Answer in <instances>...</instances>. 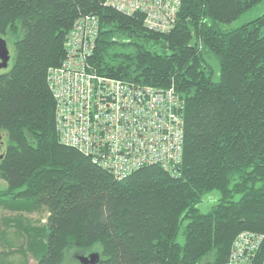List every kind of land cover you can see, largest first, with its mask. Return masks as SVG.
Instances as JSON below:
<instances>
[{
    "label": "trees",
    "instance_id": "1",
    "mask_svg": "<svg viewBox=\"0 0 264 264\" xmlns=\"http://www.w3.org/2000/svg\"><path fill=\"white\" fill-rule=\"evenodd\" d=\"M263 1L180 0L162 33L106 0H0V37L15 51L0 73V206L47 209L42 226L14 221L32 264H63L68 249L96 246L94 264H226L241 232L264 236V12L226 27ZM86 14L100 20L96 73L179 94L175 171L146 165L117 178L60 142L48 70L63 63ZM258 254L264 263V243Z\"/></svg>",
    "mask_w": 264,
    "mask_h": 264
},
{
    "label": "built area",
    "instance_id": "2",
    "mask_svg": "<svg viewBox=\"0 0 264 264\" xmlns=\"http://www.w3.org/2000/svg\"><path fill=\"white\" fill-rule=\"evenodd\" d=\"M106 3L124 14L142 12L145 26L162 33L173 29L181 7L180 0ZM99 32L96 15L79 16L66 37L63 63L48 70L60 142L93 157L117 178L146 165L175 171L184 150L179 94L173 86L162 90L96 73L90 58ZM263 237L241 232L226 264H255Z\"/></svg>",
    "mask_w": 264,
    "mask_h": 264
},
{
    "label": "rangeland",
    "instance_id": "3",
    "mask_svg": "<svg viewBox=\"0 0 264 264\" xmlns=\"http://www.w3.org/2000/svg\"><path fill=\"white\" fill-rule=\"evenodd\" d=\"M264 12V1L259 3L253 9L243 13L238 18L229 23L227 28H235L247 21H250ZM2 37V36H1ZM4 38V37H3ZM6 39V38H4ZM7 46L10 52V60L6 68H2L0 73L5 72L11 68L14 59V45L13 40L7 41ZM5 143L0 142V152L2 146ZM183 157V151L181 158ZM6 183L0 179V186H4ZM48 215L46 208H39L35 211H16L10 208L0 206V264H32L35 262L36 257L30 253L25 252L21 248L26 244L27 237L21 228L14 221H18L23 218L26 224L31 223L35 226H42ZM9 220V224H8ZM93 251L83 252V250L68 249L66 251L63 264H69L71 262L79 261V256H88L92 252H98L100 254V248L96 246ZM6 261V263H4Z\"/></svg>",
    "mask_w": 264,
    "mask_h": 264
},
{
    "label": "water",
    "instance_id": "4",
    "mask_svg": "<svg viewBox=\"0 0 264 264\" xmlns=\"http://www.w3.org/2000/svg\"><path fill=\"white\" fill-rule=\"evenodd\" d=\"M10 60V52L7 46V41L3 37H0V70L8 66ZM100 254L98 252H92L88 256H79V261L83 264H94L99 260Z\"/></svg>",
    "mask_w": 264,
    "mask_h": 264
},
{
    "label": "crops",
    "instance_id": "5",
    "mask_svg": "<svg viewBox=\"0 0 264 264\" xmlns=\"http://www.w3.org/2000/svg\"><path fill=\"white\" fill-rule=\"evenodd\" d=\"M1 261H2V260H1ZM1 261H0V262H1ZM4 263H6V261H5Z\"/></svg>",
    "mask_w": 264,
    "mask_h": 264
},
{
    "label": "bare ground",
    "instance_id": "6",
    "mask_svg": "<svg viewBox=\"0 0 264 264\" xmlns=\"http://www.w3.org/2000/svg\"><path fill=\"white\" fill-rule=\"evenodd\" d=\"M48 80V79H47Z\"/></svg>",
    "mask_w": 264,
    "mask_h": 264
}]
</instances>
